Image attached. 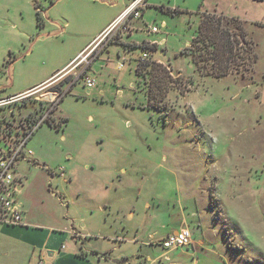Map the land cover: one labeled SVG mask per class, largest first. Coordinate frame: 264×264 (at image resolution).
<instances>
[{"label":"rangeland","instance_id":"rangeland-1","mask_svg":"<svg viewBox=\"0 0 264 264\" xmlns=\"http://www.w3.org/2000/svg\"><path fill=\"white\" fill-rule=\"evenodd\" d=\"M149 1L182 10L211 3ZM107 4L57 0L60 21L43 26L51 0H0V99L71 55L111 16ZM188 18L147 9L145 19L160 31L136 38L166 42L147 48L145 64H138L140 48L133 62L109 44L105 59L87 70L95 73L89 92L79 77L83 62L68 75L76 82L69 91L52 81L0 108V127L13 132L45 117L16 173L25 190L16 204L39 229L38 243L46 240L45 264H264V29L221 19L216 31L209 17ZM227 38L231 70L216 77L224 59L215 60L212 46ZM49 92H65L51 112ZM180 223L192 244L163 249V235ZM59 251L70 255L61 261Z\"/></svg>","mask_w":264,"mask_h":264},{"label":"crops","instance_id":"crops-1","mask_svg":"<svg viewBox=\"0 0 264 264\" xmlns=\"http://www.w3.org/2000/svg\"><path fill=\"white\" fill-rule=\"evenodd\" d=\"M93 1V0H90ZM132 0H108V4L106 5L108 8V12L111 13V16L108 18H105L103 22H101L97 27L94 33L91 35L89 39H87L85 42H81L72 50L71 55H69L65 60H61L60 62L56 63L54 67L48 69L43 73L42 76L37 78L35 81L29 83L27 86H25L22 90L18 92L9 93L3 97H10L14 95H18L21 93H25L30 91L33 88L46 85L54 82H61L67 75L70 73H73L76 69V63L73 62L74 59L85 49H95L96 43L100 40L102 33L109 27V25L122 13V11L125 9V7L131 2ZM260 0H211L210 4H207L205 7L198 6L197 9L193 10L192 8H187L185 10H182L179 6L173 5L171 7L167 6L164 7L163 5H158L156 3H152L149 0H143V8H142V15L140 19H131L129 20V24L134 29L126 34L122 33L121 36L118 38L112 39V41H108V43H105L106 47L100 51L99 49L96 51L95 55L92 56V58L88 61V63L84 66L88 67V69H93V63L96 60H103L105 59L104 56H107L109 54L108 51V45L109 44H116L120 45L125 53L129 55V58L134 62V60L131 58V52L136 49L140 48V45L147 44V45H161L164 44L166 41L164 38L157 40V39H144L142 38L139 40V38H136V35L139 31H142L144 35L150 36L152 34H158L157 33H148L145 26L147 24H155L154 22H148L145 19V12L147 9H158L163 11H167L171 15L176 14H185L188 18V16H192L193 18H196L198 15H214V16H221L226 19H236L237 21H240L244 23L246 26H248L247 30L252 31L254 28H263L264 29V22L260 21L259 13L260 9L256 10V6L258 4H261L258 2ZM200 5V4H199ZM57 0H51L50 8L45 9L46 13L44 12L45 19L41 21V24L43 26H54L57 21ZM40 11L43 9L42 7L39 8ZM55 13H51V12ZM61 20H66L67 22H62L63 26L62 28H68L70 26V21L67 20L66 16L61 15ZM189 19V18H188ZM189 22V21H188ZM197 23V21H196ZM165 23L163 22V25ZM197 25V24H196ZM160 31V30H159ZM124 35V36H122ZM194 34H192L193 36ZM189 43V41L186 43V45ZM94 46V47H93ZM96 46V47H95ZM141 49V48H140ZM93 52V51H92ZM91 52V53H92ZM119 51H117L118 57ZM142 52V50H141ZM162 53V52H161ZM162 58V57H161ZM124 60V58L120 57V61ZM119 61V62H120ZM73 63H75L73 65ZM125 63V62H124ZM125 66V65H124ZM86 74L91 76L95 80V73L94 75L90 72H87ZM83 84V83H82ZM90 89L87 90L89 92ZM118 94L120 95V90L118 89ZM2 96V95H0ZM28 179V178H27ZM25 189L27 188L24 186ZM25 190H20V193L18 196L24 194ZM17 196V197H18ZM21 211V210H20ZM22 212V224L20 225H6L0 223V264H35L39 255L42 253L41 247H45L46 240L43 242V244H39L38 238L40 237V231L36 226L30 225L31 219L28 214H24ZM182 228V224L180 223L179 226L175 229V231L167 230L165 234L163 235V238L170 234L177 232L179 229ZM190 232V231H189ZM191 234V232H190ZM51 243V241H48ZM145 242H148L145 240ZM192 244V235H191V243ZM188 247V246H186ZM183 248V247H182ZM52 249V248H48ZM179 249V248H178ZM175 250V249H172ZM171 251V250H168ZM62 255L63 251H59ZM48 256L50 258H54L55 252L54 251H47ZM82 257H86L83 252L79 253ZM78 254V255H79ZM98 254V253H97ZM70 254L65 253L62 255V257L59 258L61 261L68 257ZM53 264V263H51Z\"/></svg>","mask_w":264,"mask_h":264},{"label":"built area","instance_id":"built-area-1","mask_svg":"<svg viewBox=\"0 0 264 264\" xmlns=\"http://www.w3.org/2000/svg\"><path fill=\"white\" fill-rule=\"evenodd\" d=\"M142 1L143 0H132L122 13L102 33L98 43L102 41V37L109 34V39H114L118 33H130L134 28L129 24V20H138L141 18L143 8ZM145 28L148 33H157L160 30L159 25L157 24H147ZM92 51L93 49H85L74 59L73 62H76V66L83 62H86L87 64V58ZM148 59L149 51L144 49L139 56L138 64L145 63ZM124 65V60L120 61L118 64L119 68H123ZM83 70L79 74V77L81 78L83 85L88 89H91L95 85V80ZM26 96H28L27 92L1 98L0 108L4 105L23 99ZM60 96L61 95L57 92L48 93V97L46 98L49 99L48 102L51 104V108L56 106ZM43 121H45V117H43L40 122L31 123L28 128L22 129L21 132H19L18 129L13 132V129L7 127V123H4V127H0V143L4 144L3 147H0V223L2 224H22V212L16 204L17 196L21 190L20 186L22 185V177H17L16 173L21 161L31 156V151L26 149V143L33 134L35 128ZM190 243L191 234L188 228H181L177 232L166 235L161 240L162 248L167 251L186 247L190 245ZM35 264H45L41 255H39Z\"/></svg>","mask_w":264,"mask_h":264},{"label":"trees","instance_id":"trees-1","mask_svg":"<svg viewBox=\"0 0 264 264\" xmlns=\"http://www.w3.org/2000/svg\"><path fill=\"white\" fill-rule=\"evenodd\" d=\"M203 16L205 17V18H207V17H209V18H211V19H213V20H209V21H206L205 23H208L209 25H210V29L212 30H216V31H218L219 30V21L221 20V19H225V20H227L226 18H223V17H221V16H214V15H207V14H203ZM39 18V17H38ZM203 21H201V23L199 24V26H198V31H197V33L198 34H200V33H202V23L204 24V19H202ZM231 20H233V21H237L236 19H231ZM151 46H155V44H153V45H147V44H142V45H140V48H141V50H147V48L148 49H150L151 48ZM216 50V54H215V56H217L216 58H215V60L217 59L218 61H220V59H221V57L224 59V61L223 60H221L220 62H219V67L217 68V69H215V71H214V74H215V76L216 77H220V76H225V75H227L229 72H230V66H231V64L229 65V63H228V57H225V55L226 54H230L231 52H232V44H231V42H230V40L227 38L220 46H218V45H214L213 44V46H212V51L214 52ZM220 56V57H219ZM229 56V55H228ZM147 62V61H146ZM145 62V63H146ZM145 63H141V64H145ZM86 69H88V67H85V69L83 70L84 72L86 71ZM83 72V73H84ZM63 83H68L69 84V88L67 89V91H69L70 89H71V87L76 83L75 82V80L73 79V78H71L70 77V79H69V76L67 75L63 80ZM62 83V84H63ZM64 91V90H63ZM67 91H65V92H67ZM65 92H62L60 95V99H62V97H63V95H64V93ZM150 92V91H149ZM150 98V97H149ZM59 99V100H60ZM51 106V104H48V108ZM54 108H55V106L54 107H52L51 109H50V111L49 112H51V111H53L54 110ZM50 124H53V125H55V122H54V120L53 119H50L49 121H48ZM31 123H34V122H32L31 121ZM30 123V124H31Z\"/></svg>","mask_w":264,"mask_h":264}]
</instances>
